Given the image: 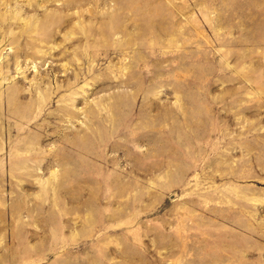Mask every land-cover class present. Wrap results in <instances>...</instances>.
Returning a JSON list of instances; mask_svg holds the SVG:
<instances>
[{
  "label": "rangeland",
  "instance_id": "374dc122",
  "mask_svg": "<svg viewBox=\"0 0 264 264\" xmlns=\"http://www.w3.org/2000/svg\"><path fill=\"white\" fill-rule=\"evenodd\" d=\"M0 264H264V0H0Z\"/></svg>",
  "mask_w": 264,
  "mask_h": 264
}]
</instances>
